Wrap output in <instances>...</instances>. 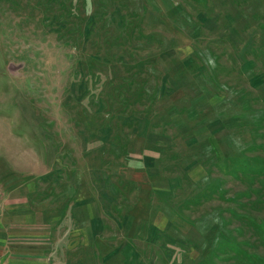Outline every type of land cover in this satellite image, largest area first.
<instances>
[{
	"label": "rangeland",
	"instance_id": "rangeland-1",
	"mask_svg": "<svg viewBox=\"0 0 264 264\" xmlns=\"http://www.w3.org/2000/svg\"><path fill=\"white\" fill-rule=\"evenodd\" d=\"M191 59L199 71L180 67ZM189 77L218 94L210 102L222 114L193 118L221 128L201 135L199 170L166 158L168 174L198 170L199 182L179 186L194 188L179 205L194 203L191 219L174 207L198 225H135L107 253L122 249L124 264H264V0H0V191L27 178L29 200L55 193L60 225L93 207L120 238L122 212L144 189L134 156L150 153L144 133L166 125L170 106L192 102L177 92ZM178 121L166 140L183 157L187 114Z\"/></svg>",
	"mask_w": 264,
	"mask_h": 264
},
{
	"label": "crops",
	"instance_id": "crops-1",
	"mask_svg": "<svg viewBox=\"0 0 264 264\" xmlns=\"http://www.w3.org/2000/svg\"><path fill=\"white\" fill-rule=\"evenodd\" d=\"M183 34L188 39H195L200 36L201 31L195 29L189 31L187 29V32ZM230 46L233 48L231 53H234L235 46L231 44ZM209 53L215 55L213 51ZM187 54L189 53L187 52ZM188 57L190 56L188 55ZM215 59H217L216 56ZM180 61V67L185 65L184 68L186 69L199 71V66L195 67L196 62L193 59L188 60V63L185 60ZM194 79L193 77H189V80L183 81L182 78L178 84L180 87L177 89V92L180 91L182 96H190L192 102L188 105L183 103L181 109L177 112H174L177 110L175 106H170L168 109L169 114L165 116L166 125L164 127H153L152 130L154 131L149 133V130H147L144 133L145 136L149 135L146 136L147 140L144 146L147 150H150V153H143L141 151L140 155L134 156L135 169L139 170L141 174L143 173L139 181L142 182L141 187H144V189H141V191L136 190L134 193L135 197L137 196L136 203L134 206L131 205L125 212H122L125 215L123 219L126 218V221L130 224L126 234L124 232L121 233L119 238L118 235H114L115 233H110L108 237L107 212L103 213L100 209H97L99 212H96L93 207L83 208L87 206V201L81 203L80 207L81 209L83 208L82 211L79 210L77 213H72L73 218L69 225H60L61 218L57 210L53 208L52 201L51 203L49 202L55 193L51 192L53 195H47L46 199L31 200L33 198H31L30 192H33L34 189L27 184V178H20L17 182L14 181V183L8 181L10 183L3 186V190L0 191V264H117L118 261L124 264L120 256V254H123L122 249L118 250V248H115L112 256L108 255L107 250L108 247H117L118 239L123 240L125 236L131 238L130 236L133 235L132 232H134L135 225H139L138 230L140 231L142 225H150V229L148 230L153 232L160 230L162 227L165 228L163 225H191L193 223L192 220H183L179 215L174 214V210H176L174 207L176 206L177 212L182 213L183 210H186L185 217H189L188 214L191 211L189 212L190 209L188 207L194 205V203H190L187 208L179 206L183 204V201L186 202L191 197L193 194L192 189H194H179L181 178H190L189 183H187L188 185L199 182V173L197 171L199 170L198 150L199 141H202L200 140L202 138L201 135L209 131L210 135L208 137L210 138L211 135L214 136L216 131L221 130L218 126L202 129L203 125L199 127V123L195 127L193 118H200L206 112V115L209 114L210 117L206 125H210L213 122L221 120L220 117L222 116L216 110L219 107L214 106L210 102L215 101L218 98H216L218 94L212 92L210 94L211 97L205 93L200 94L198 90L199 85H196L195 89L191 85V81ZM170 81L172 82V79L169 80V84ZM185 113L187 114L189 123L184 126V131L183 127L179 130L181 131L179 137L181 141L179 142L187 147L185 156L182 157L176 155V151L174 153L171 150L172 140L171 137L166 135V131L170 129L175 130L176 127L180 126L172 125L170 127L168 125L172 123L178 124L180 122L178 119ZM227 115L229 116L228 113H224V116ZM229 123H224L226 129L230 128ZM192 125L194 127H191ZM166 139L171 141L167 142ZM210 139L212 140V138ZM214 141L215 143L217 142V137H215ZM141 149H143V146ZM152 150L153 152H151ZM167 151L170 153H167ZM168 154H171V158L173 159L172 165H179L184 168V164L186 163L187 167L185 169L194 165V169H198L195 171V174L198 176L194 179L192 176L193 172H185L184 169H181L180 173L168 174L170 172L165 169L168 165L166 163ZM133 180L136 181L135 179ZM84 181L87 182L88 180ZM77 186L79 185L77 184ZM88 192L91 193L89 199L96 197L89 186ZM73 193L74 196L77 193L79 194V191L74 188ZM42 196L43 194L40 192L34 198ZM29 198L31 199L29 200ZM98 202L103 203L102 201ZM99 203L94 204L97 205ZM50 204L51 208L49 207ZM103 207L105 208V203H103ZM194 220H197V218ZM116 222L118 225H121L119 228L122 230V224L117 220ZM196 222H199V220ZM193 225L198 224L193 223ZM119 256L121 257L120 259Z\"/></svg>",
	"mask_w": 264,
	"mask_h": 264
}]
</instances>
